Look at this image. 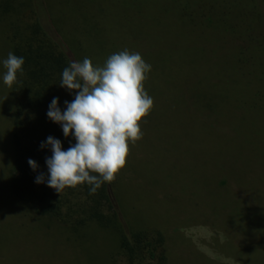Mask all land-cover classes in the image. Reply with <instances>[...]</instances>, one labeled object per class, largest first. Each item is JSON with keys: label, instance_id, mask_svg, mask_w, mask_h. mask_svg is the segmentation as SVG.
<instances>
[{"label": "rangeland", "instance_id": "374dc122", "mask_svg": "<svg viewBox=\"0 0 264 264\" xmlns=\"http://www.w3.org/2000/svg\"><path fill=\"white\" fill-rule=\"evenodd\" d=\"M45 1L61 31L60 24H93L98 40L92 45L100 50L87 52V58L94 65L124 49L139 52L151 65L144 89L154 103L139 121L142 138L129 142L124 168L133 178L127 187L115 183L111 191L112 228L36 215L8 187L10 109L0 39V264H110L120 257L115 251L119 235L138 228L163 234L166 264H264V111L255 94L258 70L236 66L243 41L229 30L235 28L231 22L245 17L250 0ZM261 1L255 0L258 6ZM16 2L21 20L27 19L29 0ZM200 2L221 14L220 20L216 13L209 15L208 29L188 20ZM83 41H74L72 49L84 52ZM255 55L264 64V52ZM153 113L161 117L150 119ZM226 156L228 170L217 163ZM245 176L262 189L252 194ZM153 190L163 194L161 200L151 196ZM247 230L258 233L259 241L245 240Z\"/></svg>", "mask_w": 264, "mask_h": 264}, {"label": "trees", "instance_id": "16d2710c", "mask_svg": "<svg viewBox=\"0 0 264 264\" xmlns=\"http://www.w3.org/2000/svg\"><path fill=\"white\" fill-rule=\"evenodd\" d=\"M261 2L262 5L258 6L255 0H250L252 4H248L245 10L253 9L244 10L245 17L231 22L229 25L235 26V28L230 27L229 30L238 37L237 41L239 38L243 41L242 44H238L236 59H234L236 66L240 69L244 65L246 72L250 68L258 70L256 87L260 88L255 94L260 97L257 99H261L262 111H264V100L261 98L264 93V64L255 61L251 56L264 52V37H262L264 35V12H262L264 1ZM1 3L0 19L3 20L4 33L0 34V39L5 46L3 60L7 58L9 52H12L17 56H22L25 61L23 74L17 73L18 82L11 88L6 86V94H8L6 100L8 106L6 105V107L8 110L10 109L9 139L12 147L11 171L8 175L9 191L15 200L25 204L36 215L49 216V218L52 217L61 222H66L65 218L67 217L71 221L75 220L76 224L84 225L87 222H92L103 229L112 228L116 224L114 222L116 211L112 205L110 194L114 190L115 183L124 184L126 187L130 184V180L133 178L129 175L131 170L126 172L127 169L123 167L114 181L105 182L94 194H90V186L87 184L67 187L58 193L48 187L46 183L45 158L51 156L50 147H40L41 142L46 141L48 136L59 139L64 150H67L70 143L75 144L74 138L72 136L64 137L61 126L48 119L46 113L48 105L54 97L59 98L58 106L62 111L65 110L64 102L66 100L71 102L74 99V92L70 93L66 88L59 86L61 73L68 66L69 61H82L87 57V52L97 55L100 49L92 45L98 40L95 38L96 29L93 24L77 25L71 28L60 24L65 32L61 31L53 23L45 0H29L28 18L23 20L20 18V5L16 0H11V4H9V0L1 1ZM201 6L204 5L200 2L193 9L194 14L189 12L188 20L195 25L198 24L202 29H208L209 27L206 26L209 24L206 23L210 20L209 15L214 16L216 13L215 18L220 20L221 14L219 11L215 12V9L210 6H205V9ZM72 10L80 15L81 21V11L76 8ZM193 18L195 21L191 20ZM57 20L56 23H58ZM236 29L240 32H234ZM261 32L263 33L260 35ZM73 33L75 34L73 35ZM84 36L89 37L83 39ZM82 40H84L85 51L73 50L74 41L82 44ZM2 72L4 73V69ZM151 117L156 119L161 116L154 114L149 118L151 119ZM29 159L37 163L38 168L35 171L29 166L27 162ZM228 159L229 156L223 157L217 163L220 162L224 170H228L231 165L228 163ZM130 161L134 167V161ZM131 162H128L129 167ZM224 170L220 171L224 172ZM251 171L247 170L248 176L251 175ZM40 173H44L45 183L37 184L35 180ZM248 176L242 179L250 185L252 194L256 193L257 188L264 187L263 181L262 187L255 186L252 184L253 181H248L251 179ZM236 189L234 190L236 191ZM239 192L242 193V191ZM142 193H138L137 196ZM241 193L239 196H235L231 192V195L236 198L241 197ZM151 196L156 197L155 200H161L163 194H157L153 190ZM244 234L248 236L245 237V240L259 241L258 233L254 234L247 230V233ZM166 248L165 237L160 231L144 228L130 230L119 235L115 251L120 257L117 260H109V263L166 264Z\"/></svg>", "mask_w": 264, "mask_h": 264}, {"label": "clouds", "instance_id": "9594fccd", "mask_svg": "<svg viewBox=\"0 0 264 264\" xmlns=\"http://www.w3.org/2000/svg\"><path fill=\"white\" fill-rule=\"evenodd\" d=\"M6 69L3 83L11 88L17 73L23 74L22 56L9 52L3 60ZM151 71L139 52L128 49L109 55L102 66L89 58L69 61L62 70L59 86L75 93L58 106V97L48 105L47 117L61 126L64 137L72 136L75 144L64 150L59 139L48 136L40 147H50L45 158L47 186L60 193L67 187L87 184L94 194L105 182H112L126 164L129 142L143 136L139 121L153 107V98L144 89ZM35 171L37 163L29 159ZM35 182L45 183L44 173Z\"/></svg>", "mask_w": 264, "mask_h": 264}]
</instances>
